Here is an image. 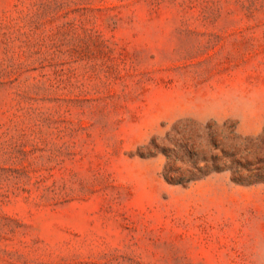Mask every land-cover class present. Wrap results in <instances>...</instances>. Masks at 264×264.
I'll use <instances>...</instances> for the list:
<instances>
[{"label": "rangeland", "instance_id": "obj_1", "mask_svg": "<svg viewBox=\"0 0 264 264\" xmlns=\"http://www.w3.org/2000/svg\"><path fill=\"white\" fill-rule=\"evenodd\" d=\"M0 264H264V0H0Z\"/></svg>", "mask_w": 264, "mask_h": 264}]
</instances>
